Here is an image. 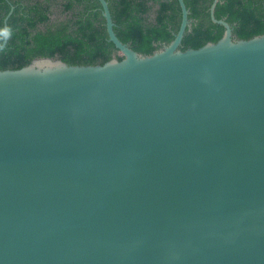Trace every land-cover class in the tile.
Masks as SVG:
<instances>
[{
	"label": "water",
	"instance_id": "95a60500",
	"mask_svg": "<svg viewBox=\"0 0 264 264\" xmlns=\"http://www.w3.org/2000/svg\"><path fill=\"white\" fill-rule=\"evenodd\" d=\"M0 70V264H264V33ZM4 19L5 47L8 29Z\"/></svg>",
	"mask_w": 264,
	"mask_h": 264
},
{
	"label": "trees",
	"instance_id": "16d2710c",
	"mask_svg": "<svg viewBox=\"0 0 264 264\" xmlns=\"http://www.w3.org/2000/svg\"><path fill=\"white\" fill-rule=\"evenodd\" d=\"M53 1L0 0V44L4 19L12 8L6 20V44L0 51V70L20 69L38 57L58 58L68 65L122 59L108 40L97 0H59L69 17L58 24L51 22ZM106 1L115 35L138 54L151 55L174 39L181 21L177 0ZM183 1L190 28L184 33L180 50L218 41L224 28L211 21L213 0ZM213 16L225 20L237 39L247 40L264 33V0H218Z\"/></svg>",
	"mask_w": 264,
	"mask_h": 264
},
{
	"label": "rangeland",
	"instance_id": "374dc122",
	"mask_svg": "<svg viewBox=\"0 0 264 264\" xmlns=\"http://www.w3.org/2000/svg\"><path fill=\"white\" fill-rule=\"evenodd\" d=\"M68 17H69V14L64 13L62 10L61 2L59 0H54L52 2L51 22L53 24H58L64 20H66Z\"/></svg>",
	"mask_w": 264,
	"mask_h": 264
}]
</instances>
